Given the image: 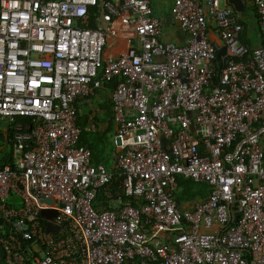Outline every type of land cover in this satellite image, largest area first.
<instances>
[{
    "label": "built area",
    "instance_id": "2783aa9c",
    "mask_svg": "<svg viewBox=\"0 0 264 264\" xmlns=\"http://www.w3.org/2000/svg\"><path fill=\"white\" fill-rule=\"evenodd\" d=\"M250 1L264 41V0ZM237 14L171 0L179 45L147 0H0V264H264V42L242 41ZM106 84L110 168L77 127ZM177 178L206 199L178 208Z\"/></svg>",
    "mask_w": 264,
    "mask_h": 264
},
{
    "label": "trees",
    "instance_id": "16d2710c",
    "mask_svg": "<svg viewBox=\"0 0 264 264\" xmlns=\"http://www.w3.org/2000/svg\"><path fill=\"white\" fill-rule=\"evenodd\" d=\"M82 27H88L90 29H96L97 24L91 18L87 20ZM262 42L263 39H262ZM111 91L112 85L106 84L102 88ZM91 99V95L87 98ZM99 108L95 109L93 113L83 112L77 119V127L79 129V145L85 146L91 154V162L92 164H103L106 168L111 166L108 162V154H107V139L108 136L111 134L110 129L112 127V120H111V104L109 98L106 97L104 104L98 105ZM91 115L95 122L102 120L105 124V128L103 130H94L90 132L87 127V116ZM98 123V122H97ZM112 135V134H111ZM9 159L6 158L4 161H8ZM120 179L115 176L113 177L110 185L109 190L111 195L117 196L120 194L118 190ZM177 192L174 195V201L178 208H181L184 205H187L190 202L195 201L196 198L199 199H206L208 190L205 185L197 184L192 182L191 180H184L182 178H177ZM96 195V199L94 202V208L97 212L102 210H108V201L110 198L105 196L103 190H100Z\"/></svg>",
    "mask_w": 264,
    "mask_h": 264
},
{
    "label": "crops",
    "instance_id": "0c3cea01",
    "mask_svg": "<svg viewBox=\"0 0 264 264\" xmlns=\"http://www.w3.org/2000/svg\"><path fill=\"white\" fill-rule=\"evenodd\" d=\"M243 3H244V10L245 9H248L251 13V23H255L256 27L255 26H251L252 28L256 29L257 28V34H256V40L254 39L252 41V43H249L248 42V39L245 40L242 36V41L245 42L247 45H250V46H257L261 43V40H262V36H261V30L259 29V26H258V19H257V15L255 13V10H254V7L251 3L250 0H242ZM149 2V1H148ZM170 3H171V0H169L167 2V8L166 10H161V15L159 16V19L161 20V25H162V39L164 41H172L176 44H179V45H182L186 42V38L187 36L182 33L177 24L174 23L171 18H170V15H169V6H170ZM243 10V11H244ZM243 13V12H242ZM240 15H242L241 13H239ZM238 15V14H237ZM239 18V19H238ZM237 19L242 23L243 25V31L245 30L246 25L248 24L247 21H244V19L242 17H238ZM242 31V32H243ZM210 36L217 40V36L215 35L214 32H210ZM121 47H125V44L121 43L119 44ZM106 55H112V53L107 50L105 52ZM104 93V97L106 98H109V90L107 89H101L99 91H97L94 95L91 96V99H85L83 101V103L80 104V102H78V104L81 106L82 110H85L86 111H89L91 113L94 112V108L96 107V104H94V101H96V103H99L98 100V94L99 93ZM97 109V107L95 108ZM98 122V123H97ZM96 122V130H103L105 128V124L103 123V121L101 123H99V121ZM110 132L112 134V137H113V126L111 127L110 129ZM6 140V141H5ZM7 144V136H6V131L1 127L0 125V159L1 160H5L6 158L10 157V154H7L4 152V146ZM196 200V199H195ZM199 200V198H198ZM192 203L194 202H190L188 203L187 205L190 206ZM185 206V205H184Z\"/></svg>",
    "mask_w": 264,
    "mask_h": 264
},
{
    "label": "rangeland",
    "instance_id": "374dc122",
    "mask_svg": "<svg viewBox=\"0 0 264 264\" xmlns=\"http://www.w3.org/2000/svg\"><path fill=\"white\" fill-rule=\"evenodd\" d=\"M147 1H149V5L151 7L153 15H155V16H157L159 18V16L161 15V10L162 11L166 10L167 2L169 0H147ZM223 2H224V0H221V3H223ZM241 14L242 15H240V14L236 15L237 18L238 17H242L244 19V21L248 22V24L246 25L247 28H245V30L242 32V36H243V38L245 40L248 39L249 43H252V41L254 39L256 40L255 37H256V34H257V28L254 29L251 26L253 25V26L256 27V25H255V23H253V24L251 23V20H250L251 13H250V11L248 9H245L243 11V13H241ZM105 100H106V98L104 97V93L101 92V93L98 94V100L97 101H99V103H96V101H94V104H96V107L99 108L98 105L104 104ZM95 108L93 110H95ZM89 111H87V112H89ZM85 112H86V110H85ZM1 127H3V125ZM106 139H107V146H106L107 151L106 152L108 154V157H107L108 162L107 163L112 164V160L111 159H113L112 157H114L113 156V154H114V146L112 144V135L110 134L108 136V138H106ZM3 149H4L5 153L11 154V148H10V146L8 144H6ZM196 200H198V198H196ZM193 202H195V201H193ZM185 206H188V205H185Z\"/></svg>",
    "mask_w": 264,
    "mask_h": 264
},
{
    "label": "water",
    "instance_id": "95a60500",
    "mask_svg": "<svg viewBox=\"0 0 264 264\" xmlns=\"http://www.w3.org/2000/svg\"><path fill=\"white\" fill-rule=\"evenodd\" d=\"M227 3H229L235 10L236 13H242L244 10V3L242 0H226ZM98 27H100L101 29L104 28V23H100L98 25ZM224 52V47H221L217 53V61L218 63H220V55ZM46 203H50V200H45ZM40 215L45 218V219H51L52 217H54L56 215V211H52V210H42ZM45 229L47 231H50L51 226L48 223H45ZM0 257H3V252L2 249L0 247Z\"/></svg>",
    "mask_w": 264,
    "mask_h": 264
}]
</instances>
